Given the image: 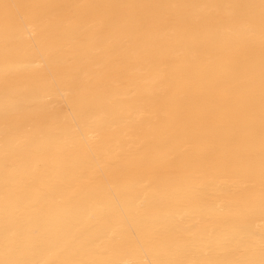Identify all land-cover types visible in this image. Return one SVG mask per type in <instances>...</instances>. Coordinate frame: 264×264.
I'll return each mask as SVG.
<instances>
[{"label":"bare ground","instance_id":"obj_1","mask_svg":"<svg viewBox=\"0 0 264 264\" xmlns=\"http://www.w3.org/2000/svg\"><path fill=\"white\" fill-rule=\"evenodd\" d=\"M0 264H264V0H0Z\"/></svg>","mask_w":264,"mask_h":264}]
</instances>
